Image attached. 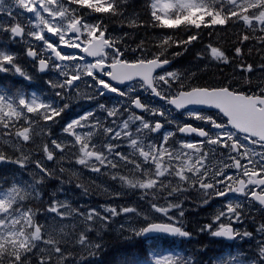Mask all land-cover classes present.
Masks as SVG:
<instances>
[{
    "label": "snow or ice",
    "instance_id": "obj_1",
    "mask_svg": "<svg viewBox=\"0 0 264 264\" xmlns=\"http://www.w3.org/2000/svg\"><path fill=\"white\" fill-rule=\"evenodd\" d=\"M122 2L125 0H11L9 5L5 0H0V14H6L13 21L22 14L16 10L31 14L26 18L31 30H26L27 26L20 22L0 21V32L8 33L13 40L27 35L42 42L41 51L30 45L26 55L38 62L39 72H45L51 64L59 77L64 78L46 81L54 90L53 98L48 99L36 92L28 95L20 89L0 90V129L3 130L0 131V144L19 153L13 156L0 147V164L9 163L26 169L29 163H34L35 169L39 170L38 173H30L32 179L29 182L15 181L8 185L5 181L0 184V264H33V257H36L38 264H69L71 253L66 252L62 245L70 243L79 245L89 256H95L97 252L93 249H101L102 244L91 241L86 233L95 229L99 236L100 228H105L112 218L129 213L142 217L144 223L139 227L121 224V230L130 233L126 239L150 236L191 238L192 233L185 229L180 219L184 217L183 201L170 199L190 190L200 193L201 205L208 204L212 199L223 198V207L217 209L211 223L200 227V232H208L212 237L226 241L238 238L256 241L254 255L248 256L243 252L232 254L230 251L226 257L222 254L217 258L214 264H264V223L256 228L258 238L253 232L235 228L253 210V202L260 206L259 211H264V88L242 92L228 86L187 87L181 73L166 68L171 63L166 53L173 44L177 47L191 44L198 34H189L187 40H174L172 35L165 34L156 45L160 51L151 57L144 55L145 49L141 42L133 49L134 52L140 51L141 55L133 61L124 59V52L117 47L120 41L106 37L102 22H89L85 19L88 14L80 11L88 9L90 13L120 15L119 4ZM149 7L152 17L150 26L153 28L182 27L191 32L192 28L199 30L202 27L224 26L229 21H242L253 31L258 28L264 32V0H150ZM129 23L131 26L137 25L134 19ZM46 33L56 37L58 43ZM249 39L251 37L248 35L243 36V40ZM257 39L264 42V36ZM62 47L78 49L84 55L65 54L59 50ZM49 50L51 55L45 56L44 53ZM210 51L213 59L228 63L222 50L210 46ZM235 51L237 55L241 54L239 47ZM181 54L176 52L172 55ZM85 57L94 58V62H86ZM16 61L14 53L0 50V73H14L30 82L32 76ZM56 61L76 63L68 65ZM259 67L264 69V64ZM244 70L251 72L252 65H247ZM84 76L94 81L88 84L94 91L86 95L80 93L78 85L74 83ZM192 76L195 73H191L188 79ZM247 82L251 83L250 79ZM116 85H124V88ZM74 88L78 96L89 101L108 93L123 97L124 100L117 102L119 106L98 105L106 113V118H113L111 125L115 127L101 121L94 111H87L63 127V132L72 141L65 143L53 139L51 144L54 149L64 152L65 148H77L78 151L72 153L77 165L91 172L111 175L113 180L119 179L128 188L140 190V199L150 197L148 202L151 211L164 220L158 222L147 212L134 207H122L118 211L115 207L101 206L103 212L109 214L104 215L95 208L81 211L66 200L52 199L45 211L54 215L50 217V222L41 224L36 220L40 209L25 204L29 197L40 198L41 192L37 186L42 185L45 178L60 179L61 184L65 182L56 175V169L50 170L41 160H32L31 155L23 149L34 135L44 132V129L40 132L35 130L40 120L55 122L70 107L65 93ZM137 92L156 97L178 112L190 109V106H200L217 110L222 118L189 110L184 114L211 127L180 124L170 118L171 109L144 103L140 95H132ZM132 108L160 116L167 123L175 124L179 133H195L202 139L169 143L175 136L173 131H164L162 138L149 139L148 133L160 132L164 124L160 120L149 121L131 111ZM125 112L129 114L121 122L120 117ZM33 116L37 119H32ZM21 120L23 124H20ZM131 125H136L134 131ZM99 136L103 139L93 142V138ZM122 146L129 151H119ZM42 151L47 161L55 159L54 150L47 143L43 144ZM63 159L56 160L60 165V173L69 172L61 164ZM121 162L124 166L131 165L128 168L131 175L110 171L119 169ZM102 169L109 171L102 172ZM73 177L78 178L76 171L69 172V181ZM76 187L84 188V185L77 183ZM84 191L87 192V189L84 188ZM115 195L119 196L120 193ZM159 199H163L164 203L153 202ZM174 209L179 210L178 214H170ZM75 217H80L84 230L78 235L74 232L73 239H66L70 235L67 231L69 225L61 221ZM97 223L100 228L95 227ZM149 256L151 260H145L144 264H194L190 256L168 254L155 245ZM85 258L82 254L77 264H81ZM125 264L128 262L125 261Z\"/></svg>",
    "mask_w": 264,
    "mask_h": 264
},
{
    "label": "rangeland",
    "instance_id": "obj_2",
    "mask_svg": "<svg viewBox=\"0 0 264 264\" xmlns=\"http://www.w3.org/2000/svg\"><path fill=\"white\" fill-rule=\"evenodd\" d=\"M132 0H125V2H122L119 4V11L120 15H111L110 13H90V10L88 9H81V13H87L88 15L85 16V19H87L89 22H96L97 20L102 22V26L106 29V37L112 38V39H118L120 42L117 44V47H119L124 52V59H127L129 61L135 60L137 57L141 55L140 51H133V49H136L137 46L140 43V39L138 38V33L133 31V28L130 26V23H126L125 15L122 14L124 11H128L129 7L127 6ZM6 4H11V0H5ZM150 4V2H149ZM18 12H22V10H16ZM147 13H151L150 7L147 9ZM151 15V14H150ZM97 18V20L93 21V18ZM26 18L23 16V14L19 15L17 17L16 21L11 20L10 17H8L6 14H0V21H7L9 23H16V22H23ZM133 20V19H132ZM234 24H237L239 22H233ZM255 24V21L253 22ZM151 27V26H150ZM219 25L204 28L197 30L195 28L191 29V32L185 31L182 27L178 29H162V28H155L153 29L154 33L157 34V38L159 41L163 39L165 34L172 35L174 40H187L189 34H198V38L195 41H192L191 44L182 45L180 47H177L175 44L172 45V47L168 48V50L171 52V55L176 52L182 53L179 56H176L174 58L176 60L175 65L173 68L168 69L170 71H177L178 73L182 74V79L184 77H188L191 73H193L190 69H193L195 67L208 71V63H209V56L210 51L208 50V46L211 42L215 41L217 39V29ZM153 28V27H151ZM251 34L249 37H251L250 40L255 42V45L262 44L263 47L256 48L254 51H243V48H249L250 46H247L245 43L242 44V50L240 55H235L233 59L237 62V66L233 65H218L216 66L212 71L219 72L218 80L213 83V87H224L228 86L234 90L242 91V92H248L250 89L255 91L259 88H264V78L261 80V76H264V69L260 68L259 66L264 64V58L260 61L254 62L253 60V54H263L264 53V43L260 42L257 38L260 36H264V32H261L258 30L253 31L251 28ZM136 33V34H135ZM1 37L3 38V42L5 46H8L9 44L10 49L15 51V55L17 57V63L23 68L24 71L29 73L32 76V80L27 83L33 84L34 81H40L42 84L46 83L48 80L55 81L56 79H59L56 75L52 74L51 78L48 76H41L37 72V65L35 63H32L27 60L26 58V47L19 45L18 40L10 39L8 33L0 32ZM137 35V36H136ZM25 44H28L29 42L27 40L23 41ZM29 45V44H28ZM40 50H42L43 45L42 43L37 46ZM0 50H5L1 49ZM45 56L51 55L50 50L46 53H44ZM145 56L151 57V53L148 50H145L144 52ZM82 56V55H81ZM174 56V55H172ZM54 58V57H53ZM247 65H252L253 70L251 72H247L244 69H246ZM213 73V75H217V73ZM15 75V74H14ZM17 76V75H16ZM207 76V75H206ZM17 78H22L17 76ZM250 79L251 83H248L247 81ZM78 85V90L82 94H88L94 91V89H90L88 87L89 83H94V81L91 80L90 77L84 76L80 81L74 82ZM35 88H38L37 86ZM34 90L31 91L34 92ZM66 97L68 98V101H70V105L73 106L72 116L73 119L78 118L80 115L84 114L87 111H92L94 109L98 108V105L100 103V100L102 99L105 103L106 100L103 99V97L97 96V98L93 101H89L87 99L82 98L81 96L77 95V89H71L69 92L65 93ZM133 96L140 95L143 97L147 103H151L153 106L159 107L163 105L161 102L157 100H153L152 96L149 94L137 92L132 93ZM124 100L123 97H120V101ZM97 102V103H95ZM164 106V105H163ZM166 109H170L168 106H164ZM131 111H133L131 109ZM134 112V111H133ZM129 113L125 115L124 119H127ZM175 113L171 110L170 111V118L178 121L180 124H182L184 119L186 118L189 120L195 121L198 124L202 123V127L205 126L206 128H210V125H205L203 121H199L194 119L193 117H189L187 115H184V117H174ZM209 115V114H207ZM102 116V115H101ZM217 119H221V117L217 115H211ZM149 121H156L160 120L162 123H167L166 120H164L160 116H153L150 113L146 114L144 116ZM37 119L36 117L34 120ZM106 116L102 120H106ZM110 119V118H109ZM113 119V118H112ZM111 119V121H112ZM122 120H120L122 122ZM139 122H137L138 124ZM112 127H115V125H111ZM154 126V125H153ZM136 125H131L132 130H135ZM172 128V126L169 127V129ZM167 129L166 131H168ZM149 139H159L162 138L160 135H155L154 133H148ZM55 140L58 142H68L71 141L69 136H66L64 133H60L57 137H54ZM53 140V139H52ZM177 140H184L181 138H171V143H174ZM191 141H199V140H191ZM115 143V141H113ZM120 143V141H119ZM206 147H212L207 146ZM78 150L74 151L77 152ZM119 151L127 152L129 149L127 147L122 146ZM26 152V151H25ZM211 162V159L210 161ZM230 163V161H226ZM129 166H124L121 162V167L119 169H116L115 173H118L119 175H131L128 172ZM20 169V168H19ZM24 170V169H20ZM26 170V169H25ZM104 172L109 171L107 169H102ZM114 173L113 170H110ZM111 178V175H107ZM17 176H14V182L17 181ZM83 179V180H82ZM81 180L84 182V188L87 189V187H95L99 190L100 193L97 191L95 193H89V195H86L87 192L84 191V188L81 189V193L78 196V200L80 202V208L82 211H86L91 208H95L99 210L102 214L103 208L101 206H111L112 207V201L110 198L112 197L114 203H118L120 205V208L122 207H134L137 210L141 209V212H147L149 215H151L154 219H156L158 222L164 220L163 217H161L159 214L154 213L150 209L149 200L150 197L146 199H140L141 192L138 189H131L128 188L123 184L122 181L119 179L111 180L109 182H105V180L102 179L100 173L91 172L84 168V171L81 172ZM97 181V182H96ZM115 193H120L119 196H116ZM187 197V198H186ZM238 199H241V197H237ZM170 199L175 200H182L183 201V209H184V217L180 218L183 222V225L185 229L192 233L191 238L185 239V238H174V237H157L159 240H156L155 242H149L147 244V251H145L142 247V245L138 246V254L140 255L142 259V264H144L145 259H148V261L151 260V257L149 256V253L153 251L154 245L155 247L159 248L161 251L172 254L177 253L178 251H172V248L177 245V243L184 244V243H191L193 241L192 238L199 237V240L202 239V236H204L208 241H210L211 244L208 243L206 247L214 248L215 254L217 257H215V260H199L197 261L194 259V264H214V261L217 260V258L221 257L222 254L225 255L226 250L232 246L224 245V244H218L214 247L213 241L215 240V237H212L208 234V232H200L199 229L204 224L211 223L213 215L216 213L218 208L223 207V201H217L218 199H212L210 202H213L212 210L211 205L207 208H203L200 204V201L202 200V197L199 192L197 191H188L185 193H181L177 197H172ZM38 204L41 202V200L37 201ZM155 203L163 204L164 200L159 199L156 201H153ZM88 205V206H86ZM46 210V209H45ZM44 210V218L39 221L41 224H45L46 221L50 222V215L49 213H46ZM119 211V210H118ZM140 211V210H139ZM177 209H174L172 213L170 214H178ZM256 216H254V219L252 222V228L256 230L257 226L260 223H264V215H258L261 211L258 210V208H253L252 210ZM112 223L116 224V229H121V224H124L125 226H134L139 227L141 226L144 221L142 217H137L135 214L129 213L124 215H119L111 220ZM110 222V223H111ZM131 225H130V224ZM240 228H237L240 231H244L245 226H239ZM239 239V238H238ZM237 239V240H238ZM184 242H181V241ZM164 241H167V245H169L170 249L162 250V246L165 243ZM177 242V243H176ZM109 246L106 245L105 247L102 246L101 249L97 250L100 252L101 250L107 249ZM255 246H250L249 249L252 251V253H247L248 256L254 255L253 249ZM94 250V249H93ZM231 251V249H228L227 252ZM84 255L86 258L81 261V264L84 262H88L91 260L92 256H89L87 251L80 248L78 251V254L76 256L70 255L69 256V264H77L78 261L81 260V255ZM73 256V257H71ZM95 264V263H91Z\"/></svg>",
    "mask_w": 264,
    "mask_h": 264
},
{
    "label": "trees",
    "instance_id": "obj_3",
    "mask_svg": "<svg viewBox=\"0 0 264 264\" xmlns=\"http://www.w3.org/2000/svg\"><path fill=\"white\" fill-rule=\"evenodd\" d=\"M149 2L150 0H132L127 5L129 7V10L124 11L122 14L125 15L126 23H128L132 19L137 21L136 26H130L133 28L134 32L138 33V38L140 39L139 45L141 44V42H143V48L153 54L158 53L160 51V48L156 46L160 41L157 38V34L153 31V29L155 28L150 27L152 17L149 13H147ZM217 35L218 37L215 41H218L221 44L223 50L226 49L229 54H232V52H234L235 49L240 45V35L238 34V31L234 28H230L229 26H227L224 30L218 31ZM259 46L263 47L262 45H253L249 48H243V51L252 52L254 51V49L260 48ZM166 56L168 58V52L166 53ZM263 58L264 53L253 54L254 62ZM215 67L216 65L208 66V71L201 70L195 67L193 69L195 76H192L190 79L187 78L186 82L192 83L193 86L213 85V83L218 80L219 75V72L217 73L216 71H212ZM215 72L217 73V75H213V73L215 74ZM107 260L108 262H112L114 260L113 255H108ZM34 264H37V262H34Z\"/></svg>",
    "mask_w": 264,
    "mask_h": 264
},
{
    "label": "water",
    "instance_id": "obj_4",
    "mask_svg": "<svg viewBox=\"0 0 264 264\" xmlns=\"http://www.w3.org/2000/svg\"><path fill=\"white\" fill-rule=\"evenodd\" d=\"M167 66H168V65H167ZM167 66H166V67H167ZM158 71H159V70H158ZM119 86H123V85H119ZM192 107H200V106H190V108H192Z\"/></svg>",
    "mask_w": 264,
    "mask_h": 264
},
{
    "label": "bare ground",
    "instance_id": "obj_5",
    "mask_svg": "<svg viewBox=\"0 0 264 264\" xmlns=\"http://www.w3.org/2000/svg\"><path fill=\"white\" fill-rule=\"evenodd\" d=\"M138 7V6H137ZM137 10V9H136ZM141 20V19H140ZM137 36V35H136ZM244 45V44H243ZM97 182V181H96ZM138 210H140L141 211V209H138ZM130 224V223H129ZM131 225V224H130ZM71 257H73V256H71ZM70 260V259H69Z\"/></svg>",
    "mask_w": 264,
    "mask_h": 264
}]
</instances>
